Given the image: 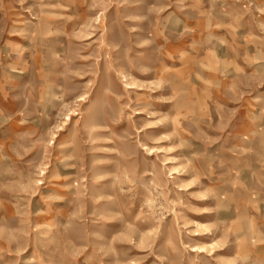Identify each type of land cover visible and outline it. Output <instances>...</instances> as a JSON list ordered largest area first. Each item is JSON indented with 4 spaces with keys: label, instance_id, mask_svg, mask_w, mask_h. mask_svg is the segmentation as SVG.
<instances>
[{
    "label": "rangeland",
    "instance_id": "obj_1",
    "mask_svg": "<svg viewBox=\"0 0 264 264\" xmlns=\"http://www.w3.org/2000/svg\"><path fill=\"white\" fill-rule=\"evenodd\" d=\"M0 264H264V0H0Z\"/></svg>",
    "mask_w": 264,
    "mask_h": 264
},
{
    "label": "crops",
    "instance_id": "obj_2",
    "mask_svg": "<svg viewBox=\"0 0 264 264\" xmlns=\"http://www.w3.org/2000/svg\"><path fill=\"white\" fill-rule=\"evenodd\" d=\"M3 213H4V215H3V220H4V221L6 220V224H7L8 220L11 219V217H9V216L7 215V209H5V211H4ZM12 217H13V216H12ZM13 219L15 220L16 218L13 217ZM8 232H9L8 228H3V234H6V233H8Z\"/></svg>",
    "mask_w": 264,
    "mask_h": 264
},
{
    "label": "bare ground",
    "instance_id": "obj_3",
    "mask_svg": "<svg viewBox=\"0 0 264 264\" xmlns=\"http://www.w3.org/2000/svg\"><path fill=\"white\" fill-rule=\"evenodd\" d=\"M128 85V84H127ZM130 88V87H129Z\"/></svg>",
    "mask_w": 264,
    "mask_h": 264
}]
</instances>
